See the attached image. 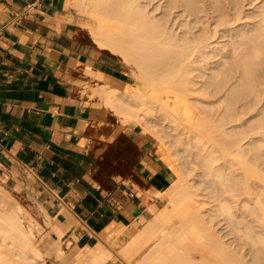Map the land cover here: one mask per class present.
<instances>
[{
	"label": "crops",
	"instance_id": "0c3cea01",
	"mask_svg": "<svg viewBox=\"0 0 264 264\" xmlns=\"http://www.w3.org/2000/svg\"><path fill=\"white\" fill-rule=\"evenodd\" d=\"M81 20L74 0H0V189L70 256L127 244L175 181L155 138L97 96L128 74Z\"/></svg>",
	"mask_w": 264,
	"mask_h": 264
},
{
	"label": "rangeland",
	"instance_id": "374dc122",
	"mask_svg": "<svg viewBox=\"0 0 264 264\" xmlns=\"http://www.w3.org/2000/svg\"><path fill=\"white\" fill-rule=\"evenodd\" d=\"M139 3L146 6L143 9L150 14L148 16L164 31L162 40L171 43L167 49L169 53L178 56L182 46H195L182 62L191 89L187 99L188 114L184 117L171 116L170 99L167 91H162L166 85L154 90L142 86L141 74L138 78L137 72L143 64L137 61L134 63L139 66H136L130 56L125 60L127 63L123 62L119 54L98 48L86 26V8L76 2V9L82 19L80 29L90 44L111 57L128 74L126 83L116 85L120 95L108 100L114 110L109 108L107 100L97 96L122 124H136L151 134L160 156L175 174L167 202L161 209L167 213V218L161 220L157 213L145 224V229L153 228L150 239H145L147 242H141V238L136 241V235H132L124 246H113L118 248L117 251L108 252L98 247L106 254L97 260L88 253L70 256L61 247L54 252L45 249L42 229L29 203L2 190L0 196H7L4 198L10 204L13 202L1 206L10 209L15 202L14 206L23 211L24 223L36 227L35 244L41 243L42 255L40 258L31 253L19 255L11 240L0 239V264H6V260L8 263L14 261L11 264H156L157 261L164 264L160 260L171 257L170 249L175 252H181V249L165 246L166 243L158 246L156 240L158 242L159 235L173 230L172 223L179 217L172 216L171 210L175 201L180 202L176 198L188 190L200 196L196 197L200 198L198 200H204L202 210L207 209L210 219L216 217L214 226L208 220L209 230L219 238L236 264H264V0H139ZM204 7L210 11L208 21L201 12ZM138 53L136 57L146 51L142 49ZM153 71L157 76L150 75L155 78L161 79L164 75L161 70V76L160 72ZM159 87L163 89L158 90ZM136 115L138 117L134 118ZM191 117L196 118L195 121H205L211 127L203 133L199 125L193 132L189 128H194L189 127L191 123L187 121ZM238 159L244 160L247 168L255 172L251 175L245 172ZM220 203L225 205L222 209L217 207ZM217 213L221 215L216 216ZM142 232L145 236V231ZM134 241L141 242L137 243L141 246ZM58 249L63 251L61 258L57 257ZM83 257L85 261H79ZM200 257L194 252L193 260L199 262Z\"/></svg>",
	"mask_w": 264,
	"mask_h": 264
},
{
	"label": "bare ground",
	"instance_id": "6f19581e",
	"mask_svg": "<svg viewBox=\"0 0 264 264\" xmlns=\"http://www.w3.org/2000/svg\"><path fill=\"white\" fill-rule=\"evenodd\" d=\"M75 2L81 4L84 8H86V26L89 32L92 34L97 47L100 49L111 50L110 52H114L113 54L115 55L119 54L120 58L124 59L123 62L126 59L128 60L129 58L127 57L130 56V59L132 58L133 63L138 61L143 64V66H140L143 68L140 69V67H136L139 66V64L137 65L134 63L136 65H134L136 68L135 70H137V68L139 70V72H137V74L139 73L138 78H140L141 74V79L143 80L142 86L144 85V88L147 89L150 87L149 89L154 90L157 86L166 85L167 89L165 87V89L162 90V86L157 89L162 90L163 92L165 90L167 91V96L170 99V110H172L169 111L171 112V116L177 117L178 115H182L184 117L185 114L187 115V99L188 95L191 92V89L189 88L190 81L185 77L186 69L183 67L182 62L184 61V59L187 58V52L191 49L194 50L195 46H182V48L178 52V56L169 53L167 49H169L168 46H171V43L166 41L164 42L162 40L164 31L160 29V27H157V23L154 24L155 20H153L151 16H148L150 14H147L146 11L143 9L146 6H141L139 0H75ZM207 10L208 8L204 7L201 12L205 13L204 19L208 21L210 19V11L208 12ZM175 22L176 20L174 21V23ZM142 49L145 50L146 53H141L139 56L136 57V55L139 54L138 51ZM152 70L158 72H160L159 70H161L164 72V75L161 76L163 73L156 72L160 74L162 78H155L157 74L152 73ZM151 73L152 75L155 74V77L150 75ZM138 78L135 79L137 80ZM97 93L99 94V96L107 100L106 102H108L107 104L109 105V108H112L111 110H114L110 101L108 100L113 97H118L120 95V89H118L116 85L103 86ZM166 113H168V111H166ZM167 115L170 114L168 113ZM137 117L138 116L136 115L134 118ZM143 117L144 116H142V118ZM195 119L196 118L187 120L189 121L188 123H191L189 124V127L192 126L195 129L194 130L192 128H189L191 129V131H197V128L200 125L202 128V132L206 133V130H209V128L211 127H208L207 122L200 120L195 121ZM192 120H194L195 122ZM221 150L223 152L225 150L224 153L226 154L230 153L229 151L226 152V149ZM223 152L222 154H224ZM228 156L230 155H227V157ZM238 160L239 164L242 165V167L245 169V172H247L249 175H251L250 173L255 172L254 170L248 169L249 166L244 164V160ZM186 188L187 190L190 189L188 187ZM194 188H191V190L193 191ZM2 190L0 189V191ZM185 190L183 191L185 192ZM188 191H186V194L182 193L179 195L180 198L181 195L183 196L182 199L178 198L179 196L176 198L177 200L179 199L180 202L176 203L175 201L176 205L174 206L173 210H171L172 216L179 217L177 218L179 220H175L172 223V225L174 226L173 230L171 232H168L167 234L161 233L163 234V236L160 237L159 235L158 242L156 240L158 246H160V244L162 246V243H166L165 246H179L181 252H175L170 249L173 252L171 257L169 258L166 256L164 259L162 258L163 260L160 261L164 262V264H236L233 256L226 252L225 249L222 247V243L219 241V238L209 230V227L207 225L208 220L211 221V224L213 223L214 226L216 224V217L210 219V217L207 216L206 213L207 209L203 211L204 207L202 208V206H204L205 204L204 200H198L200 198L197 199L196 197L200 196L191 194ZM179 193H177V195ZM4 197L0 196V239L11 240V244L16 247L15 249L17 252H19V255L26 256L28 253H31L33 256L40 258L42 255V251L40 248L41 243L38 245L35 244L36 227L34 228V226H32L31 224L28 223L26 225L24 223L25 220L23 219V211L19 206H14L15 202L13 203V206L10 209L2 207V203L8 205L10 204L9 201H7ZM208 203H210V201ZM217 205L218 204H212V206ZM224 206L225 205L223 203H220L217 207L222 209ZM218 214L219 213H217L216 216ZM158 215L161 220H165L167 218V213H165L163 210L159 211ZM220 215L221 214H219V216ZM147 229H142V231H145V236H143V232L139 230L135 234L136 236L134 235V239L136 238V241L137 239L139 241V238H141V242L143 240L145 242V239H150L153 233V228ZM157 233H155V235ZM136 241H134V243ZM141 242H136V245L141 244ZM153 245H155V243ZM194 252L198 253V255L201 256L200 258H202V260H200L199 262L193 260ZM88 254H91L94 260H97L103 257L106 253L102 252L100 248H93L89 249ZM57 255V257L59 258L63 257V251L58 249ZM8 260L10 259L8 258ZM79 261H85L84 257L82 258V260L81 258H79ZM8 262L9 261L6 260V264ZM156 264H160V262L157 261Z\"/></svg>",
	"mask_w": 264,
	"mask_h": 264
}]
</instances>
